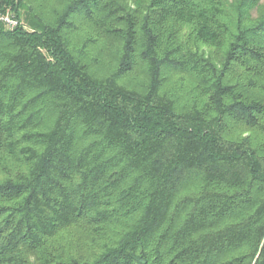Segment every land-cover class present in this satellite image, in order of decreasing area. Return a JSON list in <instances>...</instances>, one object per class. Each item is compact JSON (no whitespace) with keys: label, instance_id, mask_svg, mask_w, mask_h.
<instances>
[{"label":"trees","instance_id":"16d2710c","mask_svg":"<svg viewBox=\"0 0 264 264\" xmlns=\"http://www.w3.org/2000/svg\"><path fill=\"white\" fill-rule=\"evenodd\" d=\"M0 264H264V0H0Z\"/></svg>","mask_w":264,"mask_h":264},{"label":"built area","instance_id":"2783aa9c","mask_svg":"<svg viewBox=\"0 0 264 264\" xmlns=\"http://www.w3.org/2000/svg\"><path fill=\"white\" fill-rule=\"evenodd\" d=\"M0 21L6 24L8 29H15L19 26L18 20L10 14L1 15Z\"/></svg>","mask_w":264,"mask_h":264}]
</instances>
